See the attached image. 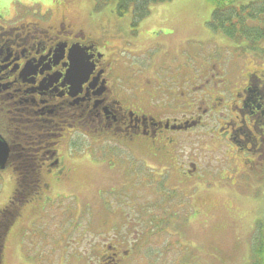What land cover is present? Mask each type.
I'll use <instances>...</instances> for the list:
<instances>
[{"label":"flooded vegetation","instance_id":"flooded-vegetation-1","mask_svg":"<svg viewBox=\"0 0 264 264\" xmlns=\"http://www.w3.org/2000/svg\"><path fill=\"white\" fill-rule=\"evenodd\" d=\"M40 5L44 11L39 17L31 10L10 17L6 8L0 10V135L9 146L7 167L15 174L14 192L20 195L14 199L30 202L29 196H35L28 210L42 211L51 195L67 193L73 182L66 164L91 159L90 153L79 154L84 151L98 152L110 165L126 152L130 165L150 156L160 185L141 189L154 188L174 201L173 215L178 214L181 184L206 190L212 184L206 179H225L229 162L242 167L241 158L257 160L254 167L264 176L263 68L231 76L212 64L164 75L159 59L143 57L151 45L147 33L132 30L113 42L106 29L92 27L101 16L93 9L75 23L69 11L55 16ZM196 132L198 144L222 152L224 159H184L179 135ZM78 147L82 149L75 153ZM136 242L116 235L104 238L94 261L84 264H131L139 252ZM260 245L256 264H264V239ZM25 247L33 248L22 241L17 248ZM62 256L61 264H66Z\"/></svg>","mask_w":264,"mask_h":264},{"label":"rangeland","instance_id":"rangeland-1","mask_svg":"<svg viewBox=\"0 0 264 264\" xmlns=\"http://www.w3.org/2000/svg\"><path fill=\"white\" fill-rule=\"evenodd\" d=\"M14 1L22 4L21 0ZM22 1L31 4L34 0ZM248 1L241 0L236 5ZM15 2L0 0V10L6 8L8 17L14 15L20 11ZM67 2L57 5V0H36L54 11L55 16L69 11L75 23L84 21L95 6V0ZM114 2L101 5L102 18L95 30L106 28L107 35L126 36L133 30V8L121 17ZM213 4L212 0H170L151 7L154 11L159 5L162 27L155 34L157 38L148 40L151 45L145 54H155L164 75L172 70L174 74L182 72L185 66L205 68L213 62L231 76L264 69V55L257 57L253 52L240 51L234 40L209 25ZM198 133L179 135L183 158L196 155L202 160L224 159L222 152L209 151L198 144ZM101 148L111 152L106 146ZM86 153L91 154V159L75 165L77 170L72 162L66 164L72 168L68 180L73 182L66 188L67 193L50 194L42 212L28 210L34 195L21 206V214L6 239L4 264H61L62 255H66V264H84V260L94 261L104 238L113 235L137 239V245L142 244L130 259L131 264H247L250 251L261 248L260 241L253 245L258 235L264 239V176L254 167L258 166L257 160L243 162L241 158L242 167L232 162L225 164V179H206L205 183H212L206 190L192 191L189 185L181 184L176 216L171 213L174 201L157 194L154 188L153 192L141 189L144 185H160V177L157 178L156 170L152 171L157 165L150 156H142L144 162L133 159L130 165L129 153L121 151V160L110 165L96 151L79 154ZM135 170L137 174H132ZM15 183L11 167L0 170V209L10 200ZM22 232H26V240L36 241L33 248L25 247L23 253L16 250Z\"/></svg>","mask_w":264,"mask_h":264},{"label":"trees","instance_id":"trees-1","mask_svg":"<svg viewBox=\"0 0 264 264\" xmlns=\"http://www.w3.org/2000/svg\"><path fill=\"white\" fill-rule=\"evenodd\" d=\"M166 1L170 0H117V11L123 16L134 5L137 23L150 14L152 4ZM212 1L214 12L209 24L213 30L224 33L237 43L247 42L249 49H257L261 45L264 41V0H250L239 5L236 3L241 0ZM18 210L19 204L16 202L0 211V264H3L5 232L17 216ZM255 253L257 250L254 255Z\"/></svg>","mask_w":264,"mask_h":264},{"label":"water","instance_id":"water-1","mask_svg":"<svg viewBox=\"0 0 264 264\" xmlns=\"http://www.w3.org/2000/svg\"><path fill=\"white\" fill-rule=\"evenodd\" d=\"M9 155V147L5 141L0 138V168H4Z\"/></svg>","mask_w":264,"mask_h":264},{"label":"crops","instance_id":"crops-1","mask_svg":"<svg viewBox=\"0 0 264 264\" xmlns=\"http://www.w3.org/2000/svg\"><path fill=\"white\" fill-rule=\"evenodd\" d=\"M160 28V27H159Z\"/></svg>","mask_w":264,"mask_h":264}]
</instances>
